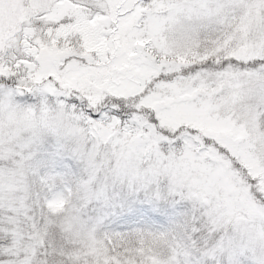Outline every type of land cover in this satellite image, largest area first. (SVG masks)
Returning <instances> with one entry per match:
<instances>
[{
    "label": "snow or ice",
    "instance_id": "6c2138e0",
    "mask_svg": "<svg viewBox=\"0 0 264 264\" xmlns=\"http://www.w3.org/2000/svg\"><path fill=\"white\" fill-rule=\"evenodd\" d=\"M0 264H264V0H0Z\"/></svg>",
    "mask_w": 264,
    "mask_h": 264
}]
</instances>
